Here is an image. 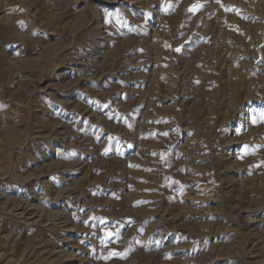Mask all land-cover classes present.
Wrapping results in <instances>:
<instances>
[{
  "label": "rangeland",
  "instance_id": "374dc122",
  "mask_svg": "<svg viewBox=\"0 0 264 264\" xmlns=\"http://www.w3.org/2000/svg\"><path fill=\"white\" fill-rule=\"evenodd\" d=\"M262 112L264 0H0V264H264Z\"/></svg>",
  "mask_w": 264,
  "mask_h": 264
},
{
  "label": "snow or ice",
  "instance_id": "6c2138e0",
  "mask_svg": "<svg viewBox=\"0 0 264 264\" xmlns=\"http://www.w3.org/2000/svg\"><path fill=\"white\" fill-rule=\"evenodd\" d=\"M192 10L195 11L196 10L195 7ZM260 115L262 118H264V112H262ZM253 122H255V117H253Z\"/></svg>",
  "mask_w": 264,
  "mask_h": 264
},
{
  "label": "bare ground",
  "instance_id": "6f19581e",
  "mask_svg": "<svg viewBox=\"0 0 264 264\" xmlns=\"http://www.w3.org/2000/svg\"><path fill=\"white\" fill-rule=\"evenodd\" d=\"M2 197V196H1ZM27 216V215H26ZM26 225V224H25Z\"/></svg>",
  "mask_w": 264,
  "mask_h": 264
}]
</instances>
